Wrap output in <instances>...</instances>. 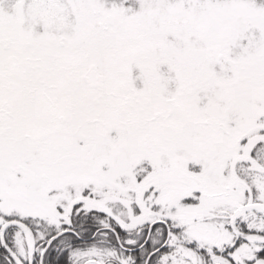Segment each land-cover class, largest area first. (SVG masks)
Segmentation results:
<instances>
[{"label":"snow or ice","instance_id":"1","mask_svg":"<svg viewBox=\"0 0 264 264\" xmlns=\"http://www.w3.org/2000/svg\"><path fill=\"white\" fill-rule=\"evenodd\" d=\"M0 264H264V0H0Z\"/></svg>","mask_w":264,"mask_h":264}]
</instances>
